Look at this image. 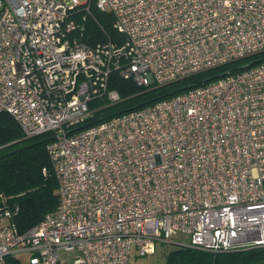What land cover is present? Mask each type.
Returning <instances> with one entry per match:
<instances>
[{"label": "built area", "instance_id": "2783aa9c", "mask_svg": "<svg viewBox=\"0 0 264 264\" xmlns=\"http://www.w3.org/2000/svg\"><path fill=\"white\" fill-rule=\"evenodd\" d=\"M0 0V113L53 134L58 207L20 232L0 212V264H131L158 242L264 246V62L79 132L118 70L166 85L264 52V0ZM95 1L121 44L72 35ZM17 209V208H16ZM182 236V238H178ZM62 252L67 255L62 256Z\"/></svg>", "mask_w": 264, "mask_h": 264}, {"label": "trees", "instance_id": "16d2710c", "mask_svg": "<svg viewBox=\"0 0 264 264\" xmlns=\"http://www.w3.org/2000/svg\"><path fill=\"white\" fill-rule=\"evenodd\" d=\"M92 4L89 10L84 5L71 9V18L81 25L72 35L91 46L108 40L121 44L125 37L114 28L112 13L100 9L94 11ZM263 62L264 52H261L190 75L149 92H146L148 87L138 85L133 79L124 78L118 70H114L109 77V89L116 90L121 101L109 104L101 98L94 99L90 103L91 114L71 131H82L112 117L170 99ZM52 139L51 132L26 137L13 115L8 112L0 113V212L13 208L12 221L20 232L27 231L58 207L59 183L48 152V144ZM172 246L165 256V264H264V246L228 251ZM7 261L8 264H23L14 256H9Z\"/></svg>", "mask_w": 264, "mask_h": 264}, {"label": "rangeland", "instance_id": "374dc122", "mask_svg": "<svg viewBox=\"0 0 264 264\" xmlns=\"http://www.w3.org/2000/svg\"><path fill=\"white\" fill-rule=\"evenodd\" d=\"M80 1H84V0H80ZM64 2L66 5L72 6L71 0H64ZM92 6H94V8H93L94 11H95V9H100L95 2L92 4ZM84 7L86 8V6H84ZM84 13H86V12H84ZM178 238L184 239L182 236H178ZM172 247H173L172 245L171 246H162V244L160 242H158L156 245L155 253L149 254V255H140L137 246L133 245L131 264H165V256H166L167 252L169 251V249H171ZM65 255H67V254L62 252V256H65ZM20 260L23 262V264H28L29 256L28 255H22Z\"/></svg>", "mask_w": 264, "mask_h": 264}, {"label": "water", "instance_id": "95a60500", "mask_svg": "<svg viewBox=\"0 0 264 264\" xmlns=\"http://www.w3.org/2000/svg\"><path fill=\"white\" fill-rule=\"evenodd\" d=\"M171 83H172V82H171ZM166 85H167V84H166ZM162 86H164V85H157V86L149 87V89L146 90V92H149V91L155 90V89L160 88V87H162Z\"/></svg>", "mask_w": 264, "mask_h": 264}]
</instances>
